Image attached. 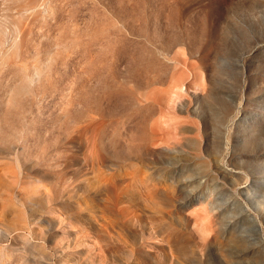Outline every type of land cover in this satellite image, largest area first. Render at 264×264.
<instances>
[{
	"label": "rangeland",
	"instance_id": "1",
	"mask_svg": "<svg viewBox=\"0 0 264 264\" xmlns=\"http://www.w3.org/2000/svg\"><path fill=\"white\" fill-rule=\"evenodd\" d=\"M0 264H264V0H0Z\"/></svg>",
	"mask_w": 264,
	"mask_h": 264
}]
</instances>
